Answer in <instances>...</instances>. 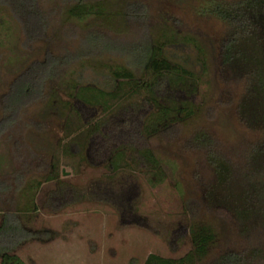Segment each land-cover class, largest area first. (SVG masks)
<instances>
[{
  "label": "rangeland",
  "instance_id": "1",
  "mask_svg": "<svg viewBox=\"0 0 264 264\" xmlns=\"http://www.w3.org/2000/svg\"><path fill=\"white\" fill-rule=\"evenodd\" d=\"M31 1L37 37L24 24V6H17L25 0H0V220L11 215L25 230L18 257L25 264H142L149 254L177 259L191 248L193 223L210 224L216 232L202 264L259 247L238 237L231 218L209 211L203 200L213 177L208 157L241 167L259 138L236 115L242 85L223 82L217 70L225 26L204 11L212 2L238 0ZM78 3H103L108 16L69 17ZM157 42H165L170 62L196 78V91L184 97L194 106L189 119L145 138L138 134L139 119L131 125L119 121L127 114L124 107L142 104L141 119L149 112L139 99L107 114L82 109L84 119L69 117L73 86L110 91L114 80L108 71L115 67L142 78L145 57ZM48 58L56 65L39 92L8 114L2 104L16 77ZM95 123L105 126L88 137ZM123 147L127 164L116 170L109 157ZM147 149L160 163L158 176L139 157ZM53 172L58 180L44 182ZM39 181L34 209L20 211L29 200L23 192ZM43 231L52 238L45 239ZM246 264H264V255L250 256Z\"/></svg>",
  "mask_w": 264,
  "mask_h": 264
},
{
  "label": "trees",
  "instance_id": "2",
  "mask_svg": "<svg viewBox=\"0 0 264 264\" xmlns=\"http://www.w3.org/2000/svg\"><path fill=\"white\" fill-rule=\"evenodd\" d=\"M17 6H24L22 10L27 12L29 20L23 17L24 14L22 18L25 25L27 22L32 25L27 27L31 28L28 31L32 37L39 36L35 30L38 16L29 9L33 6L32 1L25 0L24 5ZM204 11L218 19L226 29L219 44L217 70L223 82L242 85L235 108L237 118L246 129L259 135L241 167L215 155L208 157L213 177L203 190V200L209 211L223 212L231 218L238 237L251 243L257 241L260 248L255 246L248 254L229 251L209 264H246L250 256L257 259L264 255V0L212 2ZM18 12L22 13L20 10ZM68 15L74 19L92 17L96 20H104L108 16L103 3H78L69 9ZM164 44L157 42L149 49L142 65L144 74L141 79L125 68H110L108 73L114 80L110 91L92 86H73L69 100L107 111L128 98L143 95L145 101L152 103L155 108V112L146 118L145 132L149 135L155 133L158 123L162 131L186 121L194 114V106L189 101L179 99L178 93L183 91L193 94L196 91V78L190 71L166 58ZM46 62L42 65L32 64L16 77L3 100L2 105L7 113L39 92L42 81L49 77L51 66L56 65L52 58ZM164 85L175 89L174 100L156 97L154 88ZM142 156L152 174L161 173L160 163L149 150H144ZM57 180L58 175L53 172L44 182ZM41 184L39 181L28 185L22 195L23 198H29L28 204L20 211L30 212L34 209L32 196ZM1 218L0 264H25L15 252L25 240V230L11 215H2ZM41 233L46 234L47 240L52 238L51 233ZM189 238L191 248L184 256L173 259L149 254L142 264H202L216 244V232L210 224L193 223L189 227Z\"/></svg>",
  "mask_w": 264,
  "mask_h": 264
},
{
  "label": "flooded vegetation",
  "instance_id": "3",
  "mask_svg": "<svg viewBox=\"0 0 264 264\" xmlns=\"http://www.w3.org/2000/svg\"><path fill=\"white\" fill-rule=\"evenodd\" d=\"M131 72V71H130ZM132 73V72H131ZM133 74V73H132ZM144 74V72H143ZM141 79V78H140ZM92 87H95V86H92ZM97 88V87H95ZM154 93L156 95V97H163V98H167V100H174L175 97H176V91L173 87H170V86H163L162 88L161 87H157V88H154ZM189 94V93H188ZM185 95H187L186 92H183V91H179L178 93V98L181 99V100H184V101H187L186 99H184ZM190 95V94H189ZM70 99V98H69ZM141 100L143 104L147 105V107H149V112H146V114L144 115V117L141 119V115L143 113V110H144V107L142 104H140L141 107H124L122 108L123 110L125 109V113L126 116L125 117H119V121L121 123H125L126 125H131V124H137V120L139 119L141 122H140V125H141V129L140 131L138 132L139 136L141 137H145V138H151V137H154L156 136L157 134H159L160 131V123L157 124V127H156V131L155 133H152L151 135L147 134L145 132V125H146V118L151 114V113H154L155 112V108H154V105L152 103H148L145 101L144 99V96L141 95V96H135V97H131V98H128L124 101H122L120 104L110 108L109 110L107 111H103L102 108L100 107H94V106H85L84 104H80L78 102H73L71 101V103H69L67 105V108H68V111L72 113V115L69 117H75L79 120H82L84 119V112L82 111V109H84V111H89L90 109H93V110H100L101 112L103 113H110L111 111L115 110L116 107H118L119 105L121 106V104L123 103H126L127 101H130V100ZM119 108V107H118ZM143 116V115H142ZM116 119V116L112 117V119ZM111 119L110 117V122L111 123H114V121ZM105 125L103 124H99V123H95V125H92L86 132L88 134H86L88 137L94 135V134H98L101 129H103ZM170 128V127H169ZM148 150V149H147ZM150 151V150H149ZM144 152L141 151L139 152V157L144 161V163L147 165V167L150 169L149 165L146 163V161L144 160L143 156H142V153ZM152 156L154 157L152 151H150ZM127 149L125 147L121 148V149H117L115 150L114 152H112V154L110 155L109 157V166L110 167H113L114 169L118 170V168L122 167V165H126L127 163L125 162V158L127 156ZM121 157V159L119 160V158ZM155 158V157H154ZM156 159V158H155ZM151 170V169H150ZM152 171V170H151Z\"/></svg>",
  "mask_w": 264,
  "mask_h": 264
}]
</instances>
